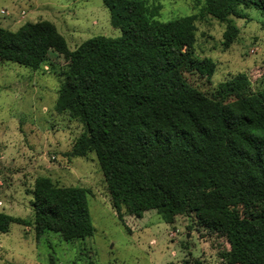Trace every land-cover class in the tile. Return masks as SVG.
<instances>
[{
  "label": "trees",
  "instance_id": "16d2710c",
  "mask_svg": "<svg viewBox=\"0 0 264 264\" xmlns=\"http://www.w3.org/2000/svg\"><path fill=\"white\" fill-rule=\"evenodd\" d=\"M102 1L118 36L69 49L48 20L0 25V60L37 69L50 51L64 57L54 109L83 126L67 153L94 151L119 217L121 206L135 217L154 209L167 223L193 211L225 237L229 264H264V86L240 72L200 90L189 75L210 78L214 62L193 54L196 13L162 21L157 4ZM240 6L264 11V0H203L202 11L225 25L224 46L238 36L231 15L244 17ZM31 194L37 236L92 234L85 187L41 176ZM11 222L25 220L0 212V232Z\"/></svg>",
  "mask_w": 264,
  "mask_h": 264
},
{
  "label": "rangeland",
  "instance_id": "374dc122",
  "mask_svg": "<svg viewBox=\"0 0 264 264\" xmlns=\"http://www.w3.org/2000/svg\"><path fill=\"white\" fill-rule=\"evenodd\" d=\"M144 1L158 5L154 17L162 21L197 14L193 54L211 58L214 72L208 79L189 75L194 86L209 91L240 72L252 88L264 86V11L240 6L244 17L231 15L238 36L224 46L225 25L202 11L203 0ZM39 20L52 22L69 49L94 35L121 33L102 0H0L1 26L14 31ZM65 66L54 51L37 69L0 60V212L25 220L0 232V264H229L225 237L204 226L193 211L175 215L170 223L154 209L135 217L121 206L118 216L94 151L67 153L83 126L54 109ZM41 176L58 186L88 190L90 236L66 239L50 230L36 235L31 189Z\"/></svg>",
  "mask_w": 264,
  "mask_h": 264
}]
</instances>
